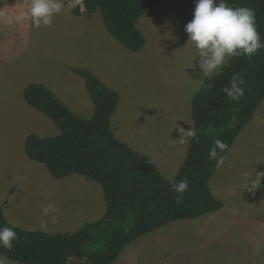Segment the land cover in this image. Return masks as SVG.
I'll return each instance as SVG.
<instances>
[{"label": "rangeland", "instance_id": "obj_1", "mask_svg": "<svg viewBox=\"0 0 264 264\" xmlns=\"http://www.w3.org/2000/svg\"><path fill=\"white\" fill-rule=\"evenodd\" d=\"M30 2L0 0V207L10 224L27 231H74L103 215L102 190L82 176L54 178L27 159L26 135L59 130L22 100L23 87L42 83L74 114L90 118L83 79L68 66L87 68L119 94L110 125L115 137L149 156L172 181L186 153L188 142L179 138L192 126L190 100L202 84L197 50L185 32L195 0H162L147 8L137 22L145 44L136 52L107 33L98 13L89 19L66 10L50 27L24 18L7 23L22 17ZM10 45H17L12 53ZM74 51L81 56L73 57ZM255 114L209 181L223 207L139 237L113 264H264V99ZM255 179H261L258 187L251 186ZM48 204L56 210L45 215Z\"/></svg>", "mask_w": 264, "mask_h": 264}, {"label": "trees", "instance_id": "obj_2", "mask_svg": "<svg viewBox=\"0 0 264 264\" xmlns=\"http://www.w3.org/2000/svg\"><path fill=\"white\" fill-rule=\"evenodd\" d=\"M162 0H65L70 12L88 18L98 13L107 33L132 52L145 44L137 27L146 9ZM231 7H251L256 11L257 30L264 41V0H225ZM81 77L93 106L90 118L74 114L47 86L28 83L22 90L23 101L46 115L59 130L54 136L26 135L23 150L27 159L40 163L54 178L69 175L85 177L98 184L104 200L103 215L85 222L74 231H27L8 222L0 207V227H14L19 239L10 252L0 254L18 264H113L122 250L154 230L171 222L196 219L220 210L221 200L213 196L209 181L218 168L209 159L216 139L228 150L242 129L253 118L264 99V48L249 59H230L219 75L203 84L190 100L192 127L197 137L187 143L186 153L172 181L158 169L154 160L118 140L111 130L119 94L91 71L68 66ZM233 74L243 77L245 94L235 102L223 89ZM211 84V87L207 85ZM226 150L220 153L224 157ZM186 179L189 190L183 202L176 203L172 185Z\"/></svg>", "mask_w": 264, "mask_h": 264}, {"label": "clouds", "instance_id": "obj_3", "mask_svg": "<svg viewBox=\"0 0 264 264\" xmlns=\"http://www.w3.org/2000/svg\"><path fill=\"white\" fill-rule=\"evenodd\" d=\"M80 2L81 0H76V3ZM66 10L70 9L65 8L63 0H31L22 17H9L7 23L12 24L24 18L37 28L41 25L50 27L53 17ZM185 32L188 42L197 50L198 66L202 69V84L203 78L211 81L214 76L219 75L230 59L241 56L251 59L258 50L264 48V41L257 30L255 9L231 7L225 0H195L193 18L185 25ZM244 84L242 76L233 74L229 86L223 92L230 100L239 102L245 94ZM197 132L198 129L192 126L187 131L183 129L180 143H187L192 138L198 139ZM228 147L222 140L216 139L208 153L209 159L217 160V164H221L223 157L220 153L228 150ZM172 190L177 194L176 203L180 204L184 199L183 194L189 190V182L182 179L172 185ZM55 210L54 204L42 208L45 215ZM18 239L14 227H0V247L5 251H12L13 242ZM0 264H9V258L0 254Z\"/></svg>", "mask_w": 264, "mask_h": 264}, {"label": "crops", "instance_id": "obj_4", "mask_svg": "<svg viewBox=\"0 0 264 264\" xmlns=\"http://www.w3.org/2000/svg\"><path fill=\"white\" fill-rule=\"evenodd\" d=\"M63 2H64V0H63ZM68 4H71V3H69V2H67ZM73 4V3H72ZM71 6V5H70ZM61 14V13H60ZM64 14H62V16H63ZM89 19H91V17L89 18ZM86 20H87V18H86ZM68 22H69V20L68 19H66L65 20V25L66 26H68ZM21 28H23V26L21 27ZM69 29H71L72 30V38L74 39V40H77V38L78 37H80V36H77V32H76V30L73 28V27H68ZM16 46L17 45H10V46H8L7 48L9 49V52H13L14 50H15V48H16ZM6 47H4V49H5ZM10 53V54H11ZM10 54L8 53H5V55L4 56H10ZM72 54V56L73 57H75L76 55H80L77 51H74V52H72L71 53ZM81 56V55H80ZM77 59H79V56L78 57H76ZM81 58V57H80ZM75 66V65H74ZM75 67H77V66H75ZM89 67V66H88ZM82 68H84V67H82ZM87 69V68H86ZM23 90V89H22ZM256 115V114H255Z\"/></svg>", "mask_w": 264, "mask_h": 264}, {"label": "built area", "instance_id": "obj_5", "mask_svg": "<svg viewBox=\"0 0 264 264\" xmlns=\"http://www.w3.org/2000/svg\"><path fill=\"white\" fill-rule=\"evenodd\" d=\"M256 179H257V178H256ZM256 179H255V180H256ZM255 180L252 182V185H251L252 187H258V186L261 184V182H260L261 179H258V180H256V181H255Z\"/></svg>", "mask_w": 264, "mask_h": 264}]
</instances>
